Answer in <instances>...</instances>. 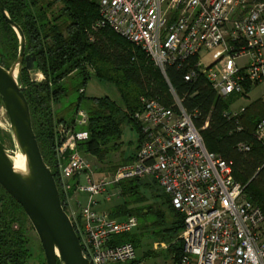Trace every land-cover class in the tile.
<instances>
[{"label":"built area","instance_id":"obj_1","mask_svg":"<svg viewBox=\"0 0 264 264\" xmlns=\"http://www.w3.org/2000/svg\"><path fill=\"white\" fill-rule=\"evenodd\" d=\"M96 1L100 18L93 28L109 27L140 46L167 79L173 104L141 98L142 109L134 115L139 147L130 163L109 176H96L78 149L89 138L86 109L57 127L60 186L66 202L80 191L88 195L79 216L67 210L85 257L91 264L136 258L134 243L117 238L137 229V216L115 218L98 211V196L107 194V200L118 196L109 189L123 180L154 178L184 217L182 255L173 264H264L262 210L246 198L230 163L208 151L195 125L196 113L186 110L166 73L167 65L176 64L187 69L186 81L202 75L224 99L242 94L246 84L264 88V1ZM242 110L226 114L238 116ZM255 133L264 143V117ZM82 175L85 186H80Z\"/></svg>","mask_w":264,"mask_h":264},{"label":"trees","instance_id":"obj_2","mask_svg":"<svg viewBox=\"0 0 264 264\" xmlns=\"http://www.w3.org/2000/svg\"><path fill=\"white\" fill-rule=\"evenodd\" d=\"M1 1L25 34L26 53L36 54L35 69L45 75L43 81L36 82L31 79L30 72L23 69L24 94L43 158L52 170L67 211L56 151L59 124L71 123L82 108V101L88 100L85 109L89 114L86 127L89 138L80 142L78 149L106 164V168L100 170L111 174L120 165L130 163L139 147L140 130L134 115L142 109L141 98L153 97L165 105H172L170 86L162 71L140 46L109 27L93 28L100 18L96 0ZM57 3H62V7L55 14L53 8ZM18 53V35L0 10V64L9 69ZM186 71L176 64L166 68L167 77L183 106L189 113H196L195 125L208 151L230 163L235 180L244 187L246 198L264 214V143L255 133L264 117V100L252 101L238 116L226 114L234 110L231 109L233 101L247 95L252 85L246 84L242 94L234 93L224 99L202 75L186 81ZM93 76L113 83L121 96V104L108 95L86 98L85 87ZM74 78L76 81L72 83ZM71 89L80 92L78 99L63 108L64 115L57 114L54 106L64 104ZM72 108L74 114L68 117ZM207 121L209 124L204 128ZM127 123L137 129L138 144L128 158L115 164L111 156L122 149L123 126ZM0 139L5 144L1 135ZM116 191L118 196L109 208V215L115 218L134 215L139 220L137 229L119 236L117 242L131 241L137 249L140 237L153 229L162 240L175 238L169 243L168 250L173 255V262L177 261L182 255L183 243L176 236L184 228V217L175 209L158 181L154 178L127 179L109 189V193ZM102 195H105L103 202L107 203L115 197L107 200V194ZM150 199L153 201L149 202ZM31 227L22 206L0 186V264H32L28 236ZM151 253L147 252L145 256Z\"/></svg>","mask_w":264,"mask_h":264},{"label":"water","instance_id":"obj_3","mask_svg":"<svg viewBox=\"0 0 264 264\" xmlns=\"http://www.w3.org/2000/svg\"><path fill=\"white\" fill-rule=\"evenodd\" d=\"M0 10L19 38V53L8 69L0 64V98L7 111L13 139L26 167H15L13 156L0 139V186L24 209L41 242L47 264H91L63 206L52 170L45 162L33 129L30 106L24 94L22 71H32L35 53H26V37L0 0Z\"/></svg>","mask_w":264,"mask_h":264},{"label":"rangeland","instance_id":"obj_4","mask_svg":"<svg viewBox=\"0 0 264 264\" xmlns=\"http://www.w3.org/2000/svg\"><path fill=\"white\" fill-rule=\"evenodd\" d=\"M48 1L49 0H41L42 3H46ZM61 7H62V3L55 4L53 8V12L57 14L58 10ZM240 62L244 63L245 60H241ZM29 72H30L31 79L36 82H40L45 79L44 73L41 72L39 69H34ZM71 81L73 83L74 81H76V79L74 78V80H71ZM68 82L70 83L69 80L67 81V84H69ZM79 93L80 92L71 89L69 93L70 95L69 97H67V100L65 101V103L54 106V110L56 111V113L57 114L61 113V115L63 113L64 115L65 113L63 112V108L65 106H68L70 102L76 101L79 97ZM106 95H108L109 97L118 101L121 104L122 99L115 85L108 81L99 80L98 78L93 76L88 81L85 87V97L86 98L101 97V96H106ZM258 98L264 99L263 87L261 85L253 86L251 90L247 93V95H242L238 97L235 101H233L231 107L239 108L242 106H247L252 101ZM87 104H88V100L86 99L83 100L81 104L82 108L85 109V107H87ZM73 114H74V109L72 108L68 111V117ZM0 115H2L1 120L4 124V128L0 127V135L4 139L5 145L9 149L10 153L14 154L18 151V148L16 146V143L14 142L10 120H9L7 111L3 103L0 104ZM123 129L124 130H123V136H122V141H123L122 149L119 153H115L111 156V160L115 164H121L123 159L128 158L135 151L136 146L138 144L139 133L137 129L133 128L132 125H130V123L125 124L123 126ZM85 157L87 158L88 162L91 164L93 171L97 173L96 176H109L110 172L100 170V168H106L107 166L106 164L99 163L94 157H89L88 155H85ZM85 178H86L85 175H82L81 177H79L80 186H85L87 184V181ZM74 196H77V198L79 199V202L76 201L77 202L76 205L73 204V207L71 208L68 202H66V199H65V203L67 206V210L69 212H72V209H73L75 214L79 216L81 212V206L84 205V203L86 202L88 195L86 192L80 191L78 194L76 195L74 194ZM98 197L102 199L104 198V195H101ZM116 199H117L116 196L113 197L110 200L111 202L109 201L110 203H107V204H110V205L111 203L114 204L116 202ZM152 201L153 199H150L149 202H152ZM80 202L82 204H80ZM168 212H169V215L171 216L172 213H170V211ZM149 228H146V229H149ZM28 236L30 240L31 252L33 254L31 258V263L40 264L43 261L46 263V257H45L41 242L33 226L29 229ZM140 238L141 240L138 243L137 249H136V259L138 260L137 261L138 264H173V255L171 254L169 250L160 249V250H157L156 252H153L154 242L159 241V234L154 233L153 229L147 230L143 234V236H141ZM155 245H157V243ZM145 252H152V253L150 255L145 256ZM109 264H132V261H128L125 263H109Z\"/></svg>","mask_w":264,"mask_h":264},{"label":"crops","instance_id":"obj_5","mask_svg":"<svg viewBox=\"0 0 264 264\" xmlns=\"http://www.w3.org/2000/svg\"><path fill=\"white\" fill-rule=\"evenodd\" d=\"M253 87V86H252ZM263 87V86H262ZM263 92H264V88H263ZM263 99V98H262ZM264 100V99H263ZM242 107H244V106H242ZM241 107H239V108H232L231 107V109H240ZM99 196H101V195H99ZM105 196V195H104ZM88 198V197H87ZM103 199L104 198H102V199H100L99 197H98V201H99V203L97 204V206H96V209L98 210V211H105V212H107V213H109V208L112 206V205H114L113 203H111V205L110 204H107V202H105L104 201V203H103ZM78 200V202H79V199L77 198V196L73 199V200H71V201H69V205L71 206V208L73 207V204H75L76 205V201ZM87 203V200H86V202L84 203V204H86ZM108 203H110V202H108ZM80 204H82L81 202H80ZM107 204V205H106ZM72 212H74V210L72 209ZM75 213V212H74ZM180 236H181V233L179 234V235H177L176 237H179L180 238ZM171 241H175V238H172L171 239ZM170 240H162V239H160L159 238V241H156V242H154V250H153V252H156L157 250H160V249H166V250H168V246H169V243L171 242ZM157 243V245H155ZM162 243L164 244V246L162 245ZM151 251V250H150ZM147 252H145V254H146ZM135 261H136V263H134V261L133 260H131L132 261V264H138V260L135 258L134 259Z\"/></svg>","mask_w":264,"mask_h":264},{"label":"bare ground","instance_id":"obj_6","mask_svg":"<svg viewBox=\"0 0 264 264\" xmlns=\"http://www.w3.org/2000/svg\"><path fill=\"white\" fill-rule=\"evenodd\" d=\"M2 115H0V127L4 128V124L1 120ZM2 129V128H1ZM12 158L15 164V167L19 170H24L26 167V163H25V158L23 157V155L17 151L16 153L12 154Z\"/></svg>","mask_w":264,"mask_h":264}]
</instances>
